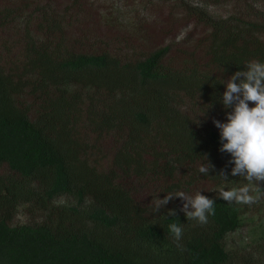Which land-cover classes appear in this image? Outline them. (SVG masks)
<instances>
[{
  "label": "trees",
  "instance_id": "obj_1",
  "mask_svg": "<svg viewBox=\"0 0 264 264\" xmlns=\"http://www.w3.org/2000/svg\"><path fill=\"white\" fill-rule=\"evenodd\" d=\"M23 1L2 12L1 33L16 22L13 11L31 4ZM160 4L180 7L162 26L164 44L150 33L149 48L132 47L131 55L108 43L78 52L64 39L39 42L27 29L17 52L2 41L0 264H264V183L261 193L253 186L259 199L252 205L219 198L221 188L246 181L231 176L232 158L219 151L213 123L231 111L221 103L228 79L251 60L264 62V0ZM36 11L48 34L67 24L49 5ZM102 135L124 138L105 169ZM204 155L214 165L208 175L199 172ZM221 170L228 182L217 176ZM132 179L166 180L164 198L211 184L204 196L215 200V214L201 224L180 211L179 198L157 212L136 200ZM22 207L38 220L14 224ZM173 223L183 227L179 241ZM245 226L248 242L228 248L227 238Z\"/></svg>",
  "mask_w": 264,
  "mask_h": 264
},
{
  "label": "rangeland",
  "instance_id": "obj_2",
  "mask_svg": "<svg viewBox=\"0 0 264 264\" xmlns=\"http://www.w3.org/2000/svg\"><path fill=\"white\" fill-rule=\"evenodd\" d=\"M13 0H0V21L4 22L5 8L19 9L17 3H12ZM161 0H25V4L29 7L20 8V10L13 11L11 15L13 18L17 17L16 22L11 26H3L5 33L0 32V49L3 46L2 41H7L14 52L19 49L18 43L20 39L26 38V29L30 34L36 36L39 42L43 39L59 42L64 39L69 46H76L78 52H95L97 49H104L106 43L111 44L115 49L124 48L125 55H131L132 47H137L143 51L149 48L148 39L152 33L153 42L155 45L161 46L167 37L163 36L162 27L170 20L167 17L172 15L174 10L179 11L180 7L175 6H161ZM180 2V0H178ZM72 4V5H70ZM167 4V3H166ZM183 6V2L181 3ZM51 6L52 11L60 14L58 17H66L67 24L63 25V30L52 31L48 34L46 29L43 30L42 25L48 26L40 17L36 10L39 7ZM180 6V5H179ZM71 7V11H66ZM111 12L106 13L105 10ZM183 10V9H181ZM104 13L107 15L104 16ZM32 19L29 15H33ZM54 17V16H53ZM29 19L31 23L26 24ZM177 21V18L171 19ZM29 25V26H27ZM3 30V31H4ZM182 37L184 31L181 32ZM200 34V29H199ZM25 36V37H24ZM172 40H177V34L170 35ZM168 40H170L168 38ZM153 44V45H154ZM15 47V48H14ZM21 48V47H20ZM107 49V47H106ZM254 107L253 105H249ZM227 122V120H226ZM222 122V123H226ZM96 138V135H92ZM119 137L114 135L100 136L97 145L100 152L103 154L99 164L103 169L110 168L112 160L116 152L122 145L124 138L119 140ZM99 165V167H100ZM6 170V169H5ZM182 171L180 170L175 179L181 180ZM188 181V180H187ZM128 187L132 190L138 202L145 205H152L156 198L164 199L162 195V188L166 184L163 181L143 180H127ZM189 191L185 192L187 195L195 196L197 192L202 195L212 189V185L199 184L188 187ZM183 207V203L180 204ZM27 207H22L18 210L14 224H27L38 220L39 214L37 212L28 211ZM252 216V215H251ZM250 237L249 226H245L241 230L233 233L227 238L228 248H239L244 246Z\"/></svg>",
  "mask_w": 264,
  "mask_h": 264
},
{
  "label": "clouds",
  "instance_id": "obj_3",
  "mask_svg": "<svg viewBox=\"0 0 264 264\" xmlns=\"http://www.w3.org/2000/svg\"><path fill=\"white\" fill-rule=\"evenodd\" d=\"M245 67L246 70L237 71L226 82V91L221 103L226 111L231 110L227 111V122L214 120L213 123L220 130L222 147L219 151L230 154L232 158L228 161V164H234L231 176L243 177L246 181V184L239 188H221L219 198L228 203L252 205L259 199V195L250 194L253 186L261 193L260 185L264 183V62L251 60ZM250 102L254 103L255 107H250ZM203 157L206 162L199 167V172L208 175L214 170V165L207 155ZM217 176L224 182L229 181L226 170H221ZM177 198L184 202L180 211L188 218L197 219L201 224L208 222V215L215 214V200L207 198L201 192H197L193 197L183 191L167 194L164 199L153 200L155 211L159 212ZM168 215L174 216L176 213L170 211ZM169 229L179 241L183 233L182 225L173 223L169 225Z\"/></svg>",
  "mask_w": 264,
  "mask_h": 264
}]
</instances>
